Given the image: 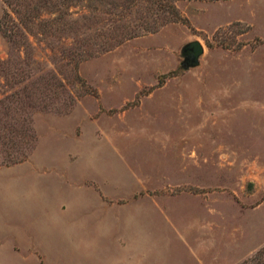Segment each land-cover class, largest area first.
Here are the masks:
<instances>
[{
  "label": "rangeland",
  "instance_id": "374dc122",
  "mask_svg": "<svg viewBox=\"0 0 264 264\" xmlns=\"http://www.w3.org/2000/svg\"><path fill=\"white\" fill-rule=\"evenodd\" d=\"M93 3L71 9L76 35L63 20L18 47L0 32V264H27L9 241L40 232L13 214L36 177L48 208L78 193L97 217L74 221L96 253L64 264H243L264 246V0H175L179 19L115 42ZM140 6L130 18L150 23ZM75 36L82 59L65 56ZM191 40L204 51L182 70Z\"/></svg>",
  "mask_w": 264,
  "mask_h": 264
},
{
  "label": "trees",
  "instance_id": "16d2710c",
  "mask_svg": "<svg viewBox=\"0 0 264 264\" xmlns=\"http://www.w3.org/2000/svg\"><path fill=\"white\" fill-rule=\"evenodd\" d=\"M94 0H2L4 7L0 16V32L5 40L18 47L20 44L31 42V36L44 33L45 38H49L51 34H47L53 27L63 20V25L71 30L70 33H76L77 29L72 25L74 18L71 9L79 4L84 5L85 17L92 15L94 9ZM96 1V0H95ZM109 2L110 10L108 11V26L113 31L112 42L121 41L125 38H132L143 33L155 30L156 22L163 21L170 17L171 19H179V14L175 6V0H106ZM142 2H146V6L151 22H140V17L130 18L131 15L137 13ZM94 13V11H93ZM156 18H155V16ZM167 21V20H165ZM48 29V30H47ZM68 29V30H69ZM120 30V31H119ZM118 34H115V32ZM75 34V35H76ZM68 36L67 38H69ZM68 49L65 56L83 58L84 50L80 46H73L76 41ZM62 43V42H61ZM64 45V43H62ZM81 49V50H80ZM28 93V91L26 90ZM18 97L19 93L15 92ZM29 131V125H27ZM31 130V129H30ZM31 134V133H30ZM31 139H34L31 134ZM22 157L9 156L5 164L20 162ZM243 264H264V246L257 250L255 255L243 262Z\"/></svg>",
  "mask_w": 264,
  "mask_h": 264
},
{
  "label": "crops",
  "instance_id": "0c3cea01",
  "mask_svg": "<svg viewBox=\"0 0 264 264\" xmlns=\"http://www.w3.org/2000/svg\"><path fill=\"white\" fill-rule=\"evenodd\" d=\"M9 170L12 171V169ZM18 173L23 172L18 170ZM29 173H26V176ZM32 174L36 175L34 173ZM24 178L25 175L20 174V182H23ZM39 179V177H36V181L30 183L31 185L24 184V190L22 192L16 189L17 184L15 181L13 184L11 182L12 180H9L10 190L12 187L16 189L13 214L17 217L18 222L26 225V228L40 231L37 233H29L24 229L22 232L16 231L13 233L9 241L11 252L15 256L19 255L23 257L27 264H64L62 260L68 259L70 256V259H72L80 254L87 255L92 254V252L96 253V250L92 249L96 245L95 241L91 240L87 233L85 235L88 236V239L85 240L84 237L86 236H82L80 233L74 231V221L77 219L76 217L81 208L84 213V218H86V221L84 220L85 222L97 220L94 208L86 207L85 202H79L77 200L78 193L75 195L76 198H74V194L64 195L60 193L51 202L53 206L48 208L42 200L40 192L38 191L39 189L36 187ZM88 185L90 184L88 183ZM10 205L13 206V204ZM91 211L92 213H90ZM52 214L55 215L52 216ZM47 216L51 217V222H55L52 226L54 228L52 229V234L45 233L46 231L44 232L45 226L43 222ZM100 218V221L103 222L102 215ZM51 237L57 239L60 246H50L51 243L49 241L52 239ZM52 255H60L62 257L52 261L48 257Z\"/></svg>",
  "mask_w": 264,
  "mask_h": 264
},
{
  "label": "water",
  "instance_id": "95a60500",
  "mask_svg": "<svg viewBox=\"0 0 264 264\" xmlns=\"http://www.w3.org/2000/svg\"><path fill=\"white\" fill-rule=\"evenodd\" d=\"M203 45L198 40H191L181 48L180 69L187 70L196 67L200 63V56L203 54Z\"/></svg>",
  "mask_w": 264,
  "mask_h": 264
}]
</instances>
